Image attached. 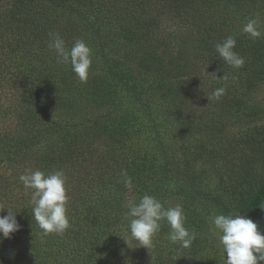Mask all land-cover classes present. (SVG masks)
Masks as SVG:
<instances>
[{
  "label": "trees",
  "instance_id": "obj_1",
  "mask_svg": "<svg viewBox=\"0 0 264 264\" xmlns=\"http://www.w3.org/2000/svg\"><path fill=\"white\" fill-rule=\"evenodd\" d=\"M246 2L0 0V215L10 210L20 225L11 238L0 236V264H223L211 217L249 208L245 217L255 221L264 200L263 140L256 147L260 137L220 136L240 115L242 71L256 73L263 59L264 48L253 50L262 39L248 38L255 44L245 47L235 21L250 15ZM49 32L68 48L78 39L90 47L86 83L57 62ZM228 36L245 59L240 69L215 50ZM205 85L222 126L198 120ZM217 89H224L219 99ZM214 139L232 160L231 190L210 189L193 167L211 158ZM180 140L182 159L173 147ZM27 170L67 176L63 235L41 234L33 190L19 180ZM144 195L165 208L184 201L185 227L195 233L189 248L169 241L166 221L150 251L135 241L129 248L126 204Z\"/></svg>",
  "mask_w": 264,
  "mask_h": 264
},
{
  "label": "clouds",
  "instance_id": "obj_2",
  "mask_svg": "<svg viewBox=\"0 0 264 264\" xmlns=\"http://www.w3.org/2000/svg\"><path fill=\"white\" fill-rule=\"evenodd\" d=\"M243 32L255 39L262 35L257 27V21L250 19L243 27ZM48 47L53 49L60 64H70L72 71L82 83H86L92 65V53L90 47L83 39L76 40L71 48L58 32H49ZM236 39L228 36L222 43L215 45V50L225 64L240 69L245 64V59L236 51ZM225 75L222 79H226ZM224 89H217L213 95L220 98ZM211 100V97H209ZM127 176V173H123ZM26 190L31 189V213L33 219L41 229L43 236L50 234L63 235L70 227L67 215V176L62 170L44 173L40 170H27L19 176ZM127 188L131 189L132 179L124 180ZM264 204H261L262 206ZM259 206V207H260ZM128 209L126 216L129 218L130 240L124 239L129 248L135 241L137 247L152 248L153 239L159 232L161 222L166 221L170 227L168 239L173 244H179L182 248H189L195 239V233H191L185 227L186 216L183 208L177 205L174 208H165L163 204L153 196L144 195L139 202L130 201L126 204ZM5 209V208H4ZM3 209V210H4ZM7 209V208H6ZM3 210H0L2 212ZM214 226V234L218 235L219 242L223 246L226 259L225 264H259L264 261V234L258 231L257 224L251 218L241 214L214 215L211 217ZM20 230L16 214L8 210V215H0V236L11 238L12 234Z\"/></svg>",
  "mask_w": 264,
  "mask_h": 264
},
{
  "label": "rangeland",
  "instance_id": "obj_3",
  "mask_svg": "<svg viewBox=\"0 0 264 264\" xmlns=\"http://www.w3.org/2000/svg\"><path fill=\"white\" fill-rule=\"evenodd\" d=\"M247 6H249L250 9V15L243 20H240L237 14H235V21H239L240 23V29L243 30L244 25L250 20L255 19L257 21V27L262 33V35L259 37V39H262L261 43L254 47L253 50L257 48H264V0H247ZM245 39L243 40V44L246 46H252L255 43L249 42L248 38H251L248 34L245 33V36H243ZM256 39V38H255ZM254 40V39H253ZM254 40L253 42H255ZM263 52V59L258 61L260 63L259 68H255V72H261L259 75L249 71L241 73V79L238 83L242 85V89H240L242 92H246L245 96L242 97L240 94H237L236 97L241 98V106H240V112L239 117L236 120H233L228 127H226V130L222 132L220 136L225 137L226 134L228 136V139L230 141L238 140L239 138H245L247 136H256L255 138L260 137L261 139L257 140L258 143L263 140L264 143V49ZM249 67V65H248ZM248 71V70H246ZM239 75V74H238ZM249 76V77H248ZM245 79V80H244ZM221 82H225V80H220ZM202 92V98L200 99V102L198 104L197 109H199L202 114L198 118V120L202 121V124L206 125L210 122H213L217 124V126H222L221 121L219 120L220 112L217 110V108L207 106L208 105V95L207 87L206 85L204 87H201ZM248 89V90H247ZM248 92H247V91ZM239 91V90H238ZM238 91L234 93H238ZM200 96V97H201ZM5 100H2L1 104H5ZM263 135V136H260ZM216 139L213 140V143L211 145V158L210 159H204V161H200L197 164H194V169L197 171V174L200 175L203 179V182L205 185H207L210 189L216 190L218 192H223L225 189L231 190L234 187V181L235 179L231 177V174H234L232 171L231 166V159L229 158V161L225 159L224 154L220 151L219 146L215 145ZM183 142L180 140L178 142L173 143L174 150H178L180 158L182 159V150L180 149V145H182ZM186 144V143H185ZM187 146H190V144H186ZM210 145V144H209ZM213 149V150H212ZM230 162V164H229ZM234 163V162H233ZM184 164L182 160V165ZM238 166V160H235L234 167ZM259 177L264 179V168L260 167V170L258 172ZM176 191V189H175ZM184 201L180 200L177 205L184 206ZM188 205H185V208H188ZM184 208V207H183ZM190 209H194V207L190 206ZM186 210V209H185ZM237 214H241L242 216H247L253 213V210H249V208L245 209H236ZM214 232V231H213ZM216 242L213 243L214 249L217 248L221 251L223 254V258L220 260L223 261V264L225 263L224 258H226L225 253L223 251V246L219 242L218 235L214 234ZM259 264H264V261H260Z\"/></svg>",
  "mask_w": 264,
  "mask_h": 264
},
{
  "label": "water",
  "instance_id": "obj_4",
  "mask_svg": "<svg viewBox=\"0 0 264 264\" xmlns=\"http://www.w3.org/2000/svg\"><path fill=\"white\" fill-rule=\"evenodd\" d=\"M262 204H264V200H263ZM254 222L258 226V231L261 234H263V232H264V205H262L260 207L259 212H258Z\"/></svg>",
  "mask_w": 264,
  "mask_h": 264
}]
</instances>
